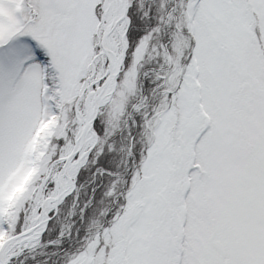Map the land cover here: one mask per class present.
<instances>
[{
    "label": "snow or ice",
    "instance_id": "obj_1",
    "mask_svg": "<svg viewBox=\"0 0 264 264\" xmlns=\"http://www.w3.org/2000/svg\"><path fill=\"white\" fill-rule=\"evenodd\" d=\"M0 264H264V0H0Z\"/></svg>",
    "mask_w": 264,
    "mask_h": 264
}]
</instances>
